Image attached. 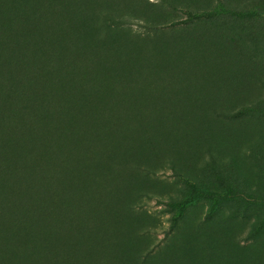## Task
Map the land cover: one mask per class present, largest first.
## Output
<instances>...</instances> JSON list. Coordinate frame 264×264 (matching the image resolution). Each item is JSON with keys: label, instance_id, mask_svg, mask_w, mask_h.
<instances>
[{"label": "rangeland", "instance_id": "374dc122", "mask_svg": "<svg viewBox=\"0 0 264 264\" xmlns=\"http://www.w3.org/2000/svg\"><path fill=\"white\" fill-rule=\"evenodd\" d=\"M2 2L47 51L34 156L70 208L34 239L35 173L0 178V264H264V0ZM178 10L214 15L167 27Z\"/></svg>", "mask_w": 264, "mask_h": 264}, {"label": "trees", "instance_id": "16d2710c", "mask_svg": "<svg viewBox=\"0 0 264 264\" xmlns=\"http://www.w3.org/2000/svg\"><path fill=\"white\" fill-rule=\"evenodd\" d=\"M50 10L52 16L36 18L45 19L41 21V25L46 27L43 30L52 27L58 21L59 15H62L60 12L56 13V6L48 11ZM28 11V8L15 9L14 6L10 8L3 2L0 3V15L2 17L6 13L12 15V19L10 18L5 23L6 33H0L2 38L0 43L5 47L11 41L22 43V48L19 51L16 50V55H12L13 52L9 51L0 56V178L7 182L11 181L14 185H20L23 184L25 176L35 173L37 185L36 189L32 190L34 203L30 211H34L38 218L36 231L31 237L39 239L43 233L46 234L48 231L57 233L58 226L66 222V209L69 206L61 203L57 198L60 196L53 192L52 184L56 179V174L53 171L50 172L44 165L45 161L49 162L48 155L45 158H43V153L41 157L34 156V147H43L45 144V142L41 143L40 138L46 129L50 114L45 109L42 112L34 110L33 99L37 88L46 86L48 83V72L35 68V62L40 61L41 66L47 51H41L39 47H35L37 45L32 44L28 38L30 30L25 28L26 24L23 20ZM178 11L183 13L185 18L172 22L167 27L186 25L196 19L214 15L212 12ZM54 13L56 15L53 17ZM41 33L45 36L48 31H41ZM5 68H11L9 74L5 73ZM13 70L16 72L11 73ZM19 147L23 149L22 154L17 152ZM59 165L57 166L58 172L61 171ZM61 195L67 197L66 194ZM168 205L177 209L172 219L173 226L181 216L184 205L183 203H169ZM48 213L52 214V217H48ZM15 218L22 219L23 216L21 217V214L16 212Z\"/></svg>", "mask_w": 264, "mask_h": 264}]
</instances>
